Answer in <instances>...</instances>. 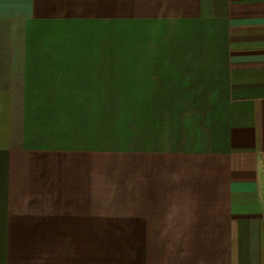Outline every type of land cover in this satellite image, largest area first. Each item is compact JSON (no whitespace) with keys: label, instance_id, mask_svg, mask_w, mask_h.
Masks as SVG:
<instances>
[{"label":"crops","instance_id":"obj_1","mask_svg":"<svg viewBox=\"0 0 264 264\" xmlns=\"http://www.w3.org/2000/svg\"><path fill=\"white\" fill-rule=\"evenodd\" d=\"M0 264H264V0H0Z\"/></svg>","mask_w":264,"mask_h":264},{"label":"rangeland","instance_id":"obj_2","mask_svg":"<svg viewBox=\"0 0 264 264\" xmlns=\"http://www.w3.org/2000/svg\"><path fill=\"white\" fill-rule=\"evenodd\" d=\"M118 27V31L121 32H125L126 28H127V23H119ZM122 41V39H120ZM123 105H125V103H122Z\"/></svg>","mask_w":264,"mask_h":264}]
</instances>
